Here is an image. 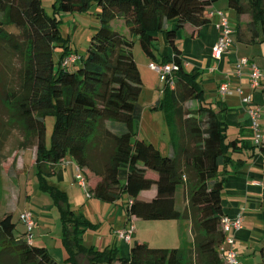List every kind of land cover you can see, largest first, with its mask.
<instances>
[{
  "label": "trees",
  "instance_id": "obj_1",
  "mask_svg": "<svg viewBox=\"0 0 264 264\" xmlns=\"http://www.w3.org/2000/svg\"><path fill=\"white\" fill-rule=\"evenodd\" d=\"M215 1L53 0L52 11L47 12L41 0H0V159L13 130L20 135L19 148L35 146L37 185L59 208V235L67 253L60 261L46 245L33 242L36 221L26 208L19 221L13 220L12 212L0 216V264H228L221 249L226 237L220 226L225 215L221 166L231 160L227 150L237 148L232 145L236 141H225L222 122L205 100L199 72L185 68L177 39L181 34L195 36L208 22L207 9ZM227 2L236 11L237 26L248 24V36L240 34L239 40L264 42V0ZM93 5L98 26L78 55L69 34L61 36L58 15L89 12ZM158 32L171 50L161 58L155 52ZM133 37L143 53L156 60L151 63L175 65L163 79V96L149 107L164 110L171 154L134 129L142 111L137 103L142 80L132 54ZM55 45L62 47L57 62L52 56ZM72 55L76 58L69 60ZM261 78L262 72L256 87L264 93ZM187 102L195 104L187 106ZM251 107L260 110L258 104ZM48 115L54 117L49 142L44 120ZM259 118L260 112L258 130ZM106 121L124 127L114 131ZM259 135L254 145L264 165V135ZM66 160L84 175L85 188L76 181V170L73 179L88 196L124 206L129 221L119 229L131 231L127 255L114 245L103 249L83 245L85 226L97 224L76 214L66 190L49 180ZM122 164L126 166L123 182ZM178 186L183 187L180 209L175 207ZM124 194L128 199L123 203ZM24 210L33 217L30 229L21 217ZM179 218L190 220V247L152 246L133 237V219ZM259 255L264 264V242Z\"/></svg>",
  "mask_w": 264,
  "mask_h": 264
},
{
  "label": "crops",
  "instance_id": "obj_2",
  "mask_svg": "<svg viewBox=\"0 0 264 264\" xmlns=\"http://www.w3.org/2000/svg\"><path fill=\"white\" fill-rule=\"evenodd\" d=\"M226 6H228V8L230 7L228 4L226 5V2L223 0H216L207 9L206 13L209 16L208 22L198 30L195 36L191 38H185L183 40L178 39V42L182 46V58L185 68L193 73L199 72L197 75L201 76L200 81L203 87L205 100L209 103L211 108L215 111L218 119L222 122L225 141H236V144L232 145H236L237 148L232 149L231 146V148L229 147L227 150L228 156L231 158V160L223 163L221 166L222 171L224 170L223 175L225 176V179L220 196L222 198V205L225 214L233 217L240 213L242 216V221L239 228H229L227 230L226 234L233 236L234 243L232 246L230 244H226V246H231L236 252L238 264H262V260L259 255V246L262 242H264V165L262 162V155L258 151V148L254 145V130L250 124L248 109L254 104L259 105V133L263 135L260 119L262 118L264 123V93L259 87L253 88L250 85L249 67L243 68L240 74H236L233 69L235 61L238 58L244 56L250 58L256 64L253 55L248 54V52L238 51L237 47H235V44H233L232 48L229 51L224 52L220 58H214L212 56V46L215 43L218 35L216 24L220 20V16L216 13V11H222ZM224 13L225 12H223V14ZM226 13L227 17L225 14L224 16L226 17L229 24L230 21H234V14L233 19H231V11L228 10ZM88 23H91L92 26H96L98 25V20L97 18L91 20L88 19ZM242 25L243 24L237 26V22L235 25L229 24L233 31V36L231 34L233 43H235V40H239L240 32L241 35H244V37L248 36V26L246 29H243ZM237 27L239 28V31L236 29ZM160 33L161 32H158V34H156V38L158 36L161 41V39H164V35L163 33ZM164 42V51L160 52L162 48L155 47V52L158 50L162 55H169L171 53L170 47L166 44L165 39ZM234 47L236 48V51ZM77 54L81 55V53ZM151 62H156V60L149 58L147 64L148 67ZM257 66H259L261 69V81L264 82V63L261 66ZM203 81L209 82V88L205 83H203ZM222 81L229 83V86L232 90L231 93L224 95L218 93V86ZM246 95L252 96V102L250 101V103L243 104L241 99ZM191 103L192 106L195 104L194 102ZM155 137L160 139V134L155 132ZM171 137L172 136L168 131V142L166 143L167 146H164L167 147L165 152L168 154L173 152ZM150 141L152 142V140ZM34 162L35 156L33 159L32 168H30L31 175L32 171L34 170ZM74 171L75 164L70 160L66 161L64 164H61L57 167L55 172L49 177V180L53 181L59 186L65 181L73 184ZM33 186L34 189L32 192L26 190L30 196L32 194L37 195L39 192L44 193L39 190L37 184H34ZM179 192H181V200L178 202ZM87 197L91 198V196L88 195ZM127 199V195L122 196L121 201L124 203L127 201ZM101 201L104 204L100 203ZM183 202V187L178 186L176 190L175 207L180 209ZM50 204L47 206H50ZM93 204L95 205L96 209L97 206L101 207L102 210L104 208V210L101 212V217L110 223L106 227L104 219H102L103 221L98 220L97 222L91 221L92 223L97 224V227H99V229H101L103 232L102 234L105 236L103 241L104 245H114L117 247L120 246V254L127 255L130 242H126L125 240L115 236V230L119 229L120 227H126L129 221L124 206L120 205L119 203L105 202L103 200H100L99 202L96 201V203ZM36 218L38 219L39 217ZM115 221L117 223H115ZM133 221L135 225L133 237L141 238L148 244L153 245L152 242L157 241L161 244H154L155 246H179L187 248L192 245L191 224L189 219H133ZM43 222L45 221L42 220V223ZM104 227L106 228L104 229ZM58 229L60 233V225ZM44 243L48 247L49 252L51 254L53 253L52 255L57 260L63 261L67 257V253L63 248L59 238L58 240L54 241V244H51L52 246H48L47 242ZM52 250H55L56 253L52 252Z\"/></svg>",
  "mask_w": 264,
  "mask_h": 264
},
{
  "label": "rangeland",
  "instance_id": "obj_3",
  "mask_svg": "<svg viewBox=\"0 0 264 264\" xmlns=\"http://www.w3.org/2000/svg\"><path fill=\"white\" fill-rule=\"evenodd\" d=\"M52 1L53 0H41L47 12L52 11L51 10ZM223 1L226 2V5L228 4L227 0H223ZM88 10L89 12H84V13L60 12V14L58 15L60 19L59 28H60L61 36L65 38L67 34H69V36L71 37L70 39L71 45L73 47L75 46L78 53L81 54L84 53V50L87 48V45L90 40V35L92 34L93 29L96 28V26H98V25L92 26L91 23H88V19L91 20L97 17L94 14L95 6L93 5ZM223 10L222 11L225 12L224 14L226 17H227L226 11L227 12L228 10L231 11L232 14L231 19H233V14H234V21H230L229 24L235 25L237 22L235 16L236 11L231 7L228 8V6H226ZM249 18L250 15L248 14V17L246 19ZM241 24H243L242 25L243 29H246V27L248 26L247 23H241ZM185 38H191V36H186L185 34L184 35L181 34L180 36H178L177 39L183 40ZM133 41L134 43L132 46V54L135 61L138 64L141 80H142L141 90L137 98V103L141 106L140 108L142 109V111L139 121L135 120L134 129L137 131V135L139 137H143L147 141L152 140V142L156 144L164 152L165 149L167 148L164 146H167L166 143L168 142L167 122H166L164 110L152 111L149 109V107L152 104H154V102L158 99V97L163 96V93L161 91L164 88V80L159 77L157 72H155L154 70L150 69L147 66L149 58L143 53L138 43L137 37H133ZM154 42H155V47L162 48L160 52L164 51V44H165L164 39L163 40L161 39L160 41V39L157 36ZM233 44H235V47H237L238 51L248 52V54L253 55L257 65L261 66L264 63L263 41H256L255 43L252 44H245L240 40H235V43ZM61 52H62V47L60 45H55L52 56L56 62L58 61V57ZM160 52L158 50L156 51V55L158 58H161ZM200 78L201 76H198V79ZM203 83H205L206 86L209 88V82L203 81ZM186 105L192 106V103L187 102ZM44 120L46 125V141L49 142L50 134L54 122V117L52 115H48L45 117ZM260 122L262 124V133L264 135V130H263L264 123L262 118L260 119ZM105 123L111 126L112 130L114 131H117L118 129L124 127L123 124L119 122H114L113 124L114 126L110 124L108 121H106ZM155 132L160 134V139L158 137H155ZM19 138L20 135L18 131L13 130L11 132V135H9L8 140L4 144V149L2 150L3 157L0 159V216H2L7 212H12L13 220L19 221L20 211L22 209L28 208L33 213V216L35 217V221H36L35 226L31 231L33 242L35 244H40V243L43 244L44 242H47L48 246H52L51 244H54V241L58 240V238L59 240H61V235L59 236V229H58L59 208L56 205L55 206L51 205L50 199L44 193L39 192L37 195L32 194L31 196L30 194L27 193V191L32 192L34 189L33 185L37 184V180H36L37 175H35V169L32 171V175L30 171L35 156L34 155L35 146L27 147V148H19L17 146V141ZM125 170H126V166L125 164H122L119 168V176L121 182L124 181V177L122 176H125ZM60 187L66 189V192L68 194L69 204L74 209V212L76 214L78 215L81 214L84 218L88 219L89 221L97 222L98 220L104 219L101 217V212L104 210V208L102 210L101 207L97 206L96 209L95 205L93 204L96 203V201L99 202L100 200L94 197L91 198L87 197V193L85 189L82 188L81 186H78L74 180H73V184H70L65 181L61 183ZM123 196H126V194H124ZM180 200H181V192H179L178 194V202ZM100 203L104 204L102 201ZM48 204H50V206H47ZM36 217L39 218L37 219ZM41 218L45 222L42 223ZM104 223L106 227L107 225L110 224L106 220ZM115 223L117 222L115 221ZM17 225L21 226L22 223L20 222ZM106 227H104V229ZM102 233L103 232L101 231V229H99V227H94L91 224H87L82 233L81 241L83 245H85L86 247L93 245L95 246L94 247L95 249H103L105 247L103 243L105 236ZM117 235L118 234L116 233L115 230V236ZM152 243L153 245L161 244L160 242L157 241ZM43 245H45V243ZM118 248L119 250H121L120 246H118ZM52 252L56 253L55 250H52Z\"/></svg>",
  "mask_w": 264,
  "mask_h": 264
},
{
  "label": "built area",
  "instance_id": "obj_4",
  "mask_svg": "<svg viewBox=\"0 0 264 264\" xmlns=\"http://www.w3.org/2000/svg\"><path fill=\"white\" fill-rule=\"evenodd\" d=\"M216 13L220 16L219 22L216 24V28L218 29V35L216 38L215 43L212 46V56L214 58H220L222 54L226 51H229L232 48L233 41L231 39L232 34V28L229 26L228 21L226 17L224 16L223 12L221 10H217ZM76 58V55H72L69 57V60H74ZM67 59L64 60V63H66ZM149 67L154 70L155 72L160 75L161 79H164L166 75L175 68L174 63L171 61L163 63V64H157V63H150ZM249 67L250 74H249V80L250 85L252 87H256L259 83V78L261 76L260 69L258 66L251 61L248 57H240L238 58L234 65L233 69L236 74H240L243 70V68ZM170 85H173L172 79L170 80ZM240 90V89H238ZM218 91L220 94H229L231 93V88L229 86V83L226 81H222L218 86ZM243 104L250 103L251 101V95H246L241 99ZM249 116H250V124L252 129L254 130V141L257 142L260 135L258 130V122L257 119L259 117V110L256 107H250L248 109ZM75 179L82 187L85 188V178L84 175L81 173V171L76 167L75 168ZM22 219L25 221V224L28 229H30L34 225L33 217L31 215V212L29 210H24L21 213ZM242 216L240 213L236 214L233 217H230L228 215H223L220 220V226L224 230V232L227 233V230L229 228H239L241 226ZM116 233L125 241H128L130 237L131 231H125L124 229H118L116 230ZM234 243V238L231 235H227L225 237V243L224 246L221 247L223 250L224 258L227 261L228 264H238L237 255L236 252L232 249V244ZM226 244H230L231 246H226Z\"/></svg>",
  "mask_w": 264,
  "mask_h": 264
}]
</instances>
